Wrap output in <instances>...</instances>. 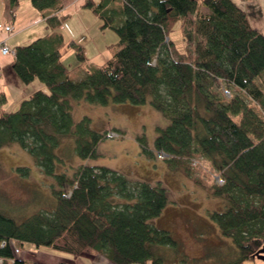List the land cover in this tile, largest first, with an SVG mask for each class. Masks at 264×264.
Wrapping results in <instances>:
<instances>
[{
    "label": "trees",
    "instance_id": "16d2710c",
    "mask_svg": "<svg viewBox=\"0 0 264 264\" xmlns=\"http://www.w3.org/2000/svg\"><path fill=\"white\" fill-rule=\"evenodd\" d=\"M31 2L48 29L14 47L10 67L22 83L38 79L46 88L14 111L1 108L0 148L17 142L29 151L54 178L55 204L19 222L0 210V264H41L16 256L15 242L24 241L72 255L90 248L115 264H169L165 250L183 254L168 229L150 222L169 198L160 180L133 181L84 161L70 172L63 165L57 149L65 140L73 139L79 158L90 159L107 134L93 129L90 116L74 117L80 99L151 103L159 110L168 124L157 127L154 150L139 137L142 150L163 152L171 169L186 176L191 159L210 164L223 181L202 185L224 201L216 219L237 247L223 264L264 263L255 256L264 246V33L248 13L235 0H85L101 27L118 35L107 61L87 66L83 43L65 39L63 1ZM9 3L13 13L19 2ZM176 26L181 47L172 36ZM68 49L76 53L74 66L61 61ZM248 155L257 163L249 165ZM16 171L30 173L26 166Z\"/></svg>",
    "mask_w": 264,
    "mask_h": 264
},
{
    "label": "rangeland",
    "instance_id": "374dc122",
    "mask_svg": "<svg viewBox=\"0 0 264 264\" xmlns=\"http://www.w3.org/2000/svg\"><path fill=\"white\" fill-rule=\"evenodd\" d=\"M77 32L67 27L65 39L73 38L83 43L88 65L102 64L113 53L112 44H117L118 35L112 27H101L102 20L87 8L72 19ZM179 27L176 26L172 32L177 45L182 46ZM69 31V32H68ZM264 33V31H263ZM79 38V36H81ZM76 53L68 49L61 61L68 66L77 63ZM84 72L83 68L78 74ZM264 90V78L259 80ZM87 115L93 129L106 133L96 146L97 155L90 159L79 158L73 148V139L65 140L59 147L57 154L65 160L63 165L67 170L80 164L88 162L90 165H100L113 168L130 179L147 180L154 182L160 180L166 187L168 198L164 209L151 218L150 222L157 228H165L170 231L175 239L179 240L181 252L165 250L169 264H223L233 258L236 246L231 237L221 235L220 225L217 221L218 213L224 209L225 203L219 197L208 195L202 183L209 185L214 183L217 174L212 170L210 164L202 158L190 160V176L181 171L171 169L158 152L148 156L142 147L154 150V139L157 135V127H164L168 119L151 106V103H131L121 101L109 103H92L80 99L74 110V117L78 120ZM116 132V136L109 137L108 133ZM139 137L144 141L142 146ZM256 156L248 155L247 162L256 164ZM18 166L29 167V174H21L16 171ZM61 169V168H59ZM54 178L42 172L36 165L34 157L19 143L12 142L0 148V210L7 215L13 216L16 221H21L35 211L51 209L55 204V196L52 191ZM17 245L20 254L41 262L49 263V256L44 252L55 255L71 256L70 253L51 249L47 247L38 248L27 241ZM21 257V256H20Z\"/></svg>",
    "mask_w": 264,
    "mask_h": 264
},
{
    "label": "crops",
    "instance_id": "0c3cea01",
    "mask_svg": "<svg viewBox=\"0 0 264 264\" xmlns=\"http://www.w3.org/2000/svg\"><path fill=\"white\" fill-rule=\"evenodd\" d=\"M62 13L65 15L64 28L67 32H73L77 37L81 32H77L75 24H72L74 16L87 11V7L83 5L85 0H62ZM19 5L14 8L13 13L10 12L9 0H0V23L12 24L10 33L0 29V112L2 110H13L18 106L21 100L27 98L34 90L44 89L45 86L38 79L32 80L30 83H22L19 77L11 70L13 53H2L1 45L3 42L13 49L17 45L32 42L38 36L45 35L47 26L45 19L41 13L31 4V0H18ZM236 3L245 10L250 23L253 27L260 31H264V0H235ZM68 31V32H69ZM66 34V33H65ZM82 37L79 36V38ZM15 246L20 248L17 243ZM20 254V249L17 251ZM49 256L48 264H55L62 260L67 264H115L104 254L87 248L78 255L62 256L44 252ZM21 256V257H20ZM17 257L29 259L23 254ZM133 264V263H131ZM241 264H264L257 259H245Z\"/></svg>",
    "mask_w": 264,
    "mask_h": 264
},
{
    "label": "built area",
    "instance_id": "2783aa9c",
    "mask_svg": "<svg viewBox=\"0 0 264 264\" xmlns=\"http://www.w3.org/2000/svg\"><path fill=\"white\" fill-rule=\"evenodd\" d=\"M0 29H3V30L8 31L10 33V31L12 30V24H8V23L7 24H1L0 23ZM1 52L2 53H10L11 54V53H13V49H10V46H8L7 43L3 42L2 45H1ZM0 75H1V73H0ZM225 92L227 94H229V91L228 90H225ZM116 135L117 134L114 131H111L110 133H108V136L109 137H114ZM161 155H162V157H165V155L163 154V152L161 153ZM216 180L218 181V183L223 181V179H221L220 177L218 178V176H216ZM18 249L19 248H16L15 249V252H17Z\"/></svg>",
    "mask_w": 264,
    "mask_h": 264
},
{
    "label": "water",
    "instance_id": "95a60500",
    "mask_svg": "<svg viewBox=\"0 0 264 264\" xmlns=\"http://www.w3.org/2000/svg\"><path fill=\"white\" fill-rule=\"evenodd\" d=\"M255 256L261 260H264V246L256 252Z\"/></svg>",
    "mask_w": 264,
    "mask_h": 264
}]
</instances>
